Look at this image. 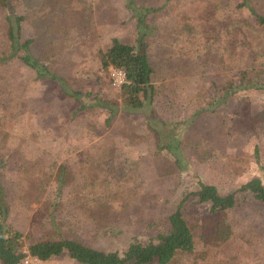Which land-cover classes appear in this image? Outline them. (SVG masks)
Returning a JSON list of instances; mask_svg holds the SVG:
<instances>
[{"label":"rangeland","instance_id":"obj_1","mask_svg":"<svg viewBox=\"0 0 264 264\" xmlns=\"http://www.w3.org/2000/svg\"><path fill=\"white\" fill-rule=\"evenodd\" d=\"M217 1L139 0L154 10L139 27L127 0H58L59 7L53 0H14L27 15L21 41L34 38L32 53L48 51L51 70L82 91L68 95L21 60L0 61L6 75L0 78V184L7 209L0 222L24 234L26 253L48 236L123 253L132 242H156L166 218L199 182L228 194L264 176L255 152L257 145L264 151V124L252 120L264 107V89L243 86L246 76L264 84V32L249 28L257 19L240 6L243 0H227L230 10L214 13ZM7 10L0 6V52L9 47ZM234 14L242 16L238 27L227 24ZM145 33L160 92L154 105L146 100L134 109L122 104L121 86L112 67H101L98 50H107L113 37L137 44ZM48 40L56 47L49 49ZM231 87L238 89L228 101L211 106ZM179 139L181 168L165 147ZM101 147L113 161L111 197L91 185L61 189L63 167L87 181L80 170ZM38 179L44 183L34 187ZM236 201L210 215L209 203L189 196L183 211L195 239L194 262L176 264H264V204L250 191L237 192ZM51 264L82 263L64 252Z\"/></svg>","mask_w":264,"mask_h":264},{"label":"trees","instance_id":"obj_2","mask_svg":"<svg viewBox=\"0 0 264 264\" xmlns=\"http://www.w3.org/2000/svg\"><path fill=\"white\" fill-rule=\"evenodd\" d=\"M58 0H53L54 5ZM139 0H127V7L132 10L135 16L138 17L139 27L143 26L146 21L147 13H152L154 10L149 9L147 5L138 3ZM256 3V4H255ZM59 7L60 3H56ZM229 2L227 0H219L211 7V11L214 13L227 12L230 10ZM258 5L260 7H258ZM0 6L8 9L6 15L7 22V38L9 47L6 50L0 52V61L6 65L14 63L17 60H21L22 63L29 66L36 73L37 78H47V76L53 80H56L61 86L62 90L68 95L75 96L82 93L80 90L72 89L67 85L66 80L60 77L57 73L53 72L50 66L45 62L47 59V52L42 51L40 55H34L32 53L33 44L35 39L31 38L24 42L21 41L22 22L27 19V15L19 14L16 9L14 0H0ZM241 7H247L253 15L256 16L257 22L250 23L249 28H254L261 34L264 32V13L260 8H264V3L261 0H243L240 4ZM62 8V6H61ZM141 10V11H140ZM145 10V12H142ZM140 12V13H139ZM59 14V13H58ZM239 16L234 14L231 16L232 21L227 24L233 27H238L239 21L236 19ZM212 18V16H211ZM248 22V21H247ZM148 33L144 34V37L138 40L137 44H128L123 42L118 37L112 38V45L107 50H98L100 57V64L104 70H109L110 67L119 68L125 72L126 81L121 86V100L122 104L134 109L142 108L145 105L146 100H150L154 105L158 100L159 92L155 82L156 67L152 63V60L147 51L148 42L146 37ZM52 39V37H51ZM264 42V39L262 40ZM49 49L55 48L53 40L47 41ZM258 50V48H257ZM6 77L5 73H1L0 78ZM247 82L243 85L244 88L264 89V84L257 83L255 80L247 77ZM261 84V85H259ZM69 86V87H68ZM238 88L225 89L224 95L215 98L212 104L216 103V106L221 105L222 102L228 101L233 96ZM91 95V92H86ZM102 99L101 97H98ZM78 101L80 97H75ZM87 105H81V108H86ZM201 110L200 112H202ZM195 113L193 119L197 114ZM196 118V117H195ZM252 120L255 123L264 124V107L256 110L252 114ZM110 122V118L106 120ZM196 122V121H195ZM201 136V134H200ZM175 156L176 164L181 168V156L184 154L182 151V144L180 139L174 144L165 145ZM261 146L257 145L256 159L260 163L261 168L264 170V151L262 152ZM112 159L109 157V151L107 148L101 147L95 152H90L85 162V169L80 170L86 177L87 181L82 183L78 182V175L71 173L65 167H63L61 173V189L64 187L70 190H82L84 187L91 185V188H96L98 192H106L111 197L112 189L108 173L113 171L110 166H113ZM1 164V163H0ZM110 165V166H109ZM44 183V181H42ZM41 179L35 180L33 186L42 185ZM46 184V183H45ZM124 185L117 183V192L123 193ZM134 189H131L133 192ZM250 191L254 194L255 198L260 200L264 204V176L253 177L246 183L240 186V188L228 194H221L218 187L211 183L199 182V188L185 195L181 202L177 205L176 209L169 214L166 218L167 225L165 230H160L157 233L156 242H132L127 249L120 253L118 251H101L96 248L90 247L80 241L74 239L61 238L56 239L51 236L47 238L39 239L27 246L29 253L38 256L47 263H51L54 257L62 255L64 252H68L70 256L77 262L82 264H176L180 261L188 259L192 261V255L195 252V239L192 232V227L186 219L183 211V206L189 196H196L200 202L210 204L209 213L211 215L235 207L237 192ZM3 187L0 184V214L3 219L6 218L7 209L5 203L2 200ZM79 201V199L77 200ZM95 201L93 200L92 203ZM223 237L227 231H222ZM205 236V235H204ZM204 248H209L204 245ZM206 254L207 251L203 250ZM25 240L24 234L13 228L7 226L2 221L0 222V261L1 264H19L21 259L25 256ZM194 259V258H193Z\"/></svg>","mask_w":264,"mask_h":264},{"label":"built area","instance_id":"obj_3","mask_svg":"<svg viewBox=\"0 0 264 264\" xmlns=\"http://www.w3.org/2000/svg\"><path fill=\"white\" fill-rule=\"evenodd\" d=\"M112 77L114 84L117 86H122L126 81L125 72L119 68L112 67ZM19 264H51V263H47L38 256L32 255L28 252L21 259Z\"/></svg>","mask_w":264,"mask_h":264},{"label":"water","instance_id":"obj_4","mask_svg":"<svg viewBox=\"0 0 264 264\" xmlns=\"http://www.w3.org/2000/svg\"><path fill=\"white\" fill-rule=\"evenodd\" d=\"M26 254V253H25Z\"/></svg>","mask_w":264,"mask_h":264}]
</instances>
